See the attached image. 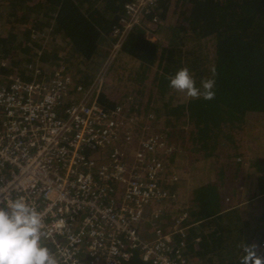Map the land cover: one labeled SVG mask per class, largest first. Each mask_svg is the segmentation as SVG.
Segmentation results:
<instances>
[{"label": "trees", "instance_id": "obj_1", "mask_svg": "<svg viewBox=\"0 0 264 264\" xmlns=\"http://www.w3.org/2000/svg\"><path fill=\"white\" fill-rule=\"evenodd\" d=\"M130 1L0 0V63L5 61L0 72L29 80L26 65L36 57L49 69L63 66L75 86L82 75L88 87L110 54L112 27L126 16ZM120 55L137 63L138 78L126 80L121 66L112 69L98 102L106 109L125 105L122 96L108 99L113 81L129 89L153 78L150 85L160 100L152 112L172 132L167 142L174 143L172 155L182 152L193 162L213 158L214 181L193 190L184 236L174 235V243L184 244L190 264H242L246 250L264 259V151L252 152L247 167L242 163L243 140L264 137V124L253 126L264 123V0H159L131 30ZM185 67L197 87L215 68L213 100L191 99L169 88L168 78ZM132 113L134 108L127 115ZM239 185L247 188L246 195L252 193L241 206L244 214ZM227 197L231 208L224 205ZM170 223L166 217L163 230ZM131 264H144L139 252Z\"/></svg>", "mask_w": 264, "mask_h": 264}, {"label": "built area", "instance_id": "obj_2", "mask_svg": "<svg viewBox=\"0 0 264 264\" xmlns=\"http://www.w3.org/2000/svg\"><path fill=\"white\" fill-rule=\"evenodd\" d=\"M158 1L125 5L110 54L88 87H74L63 66L36 62L26 66L29 80L0 77V207L18 196L33 203L44 214L43 243L59 264H131L135 252L144 264H190L184 244L173 241L184 236L186 212L172 217L169 232L162 228V204L179 196L162 177L173 148L157 133L135 141L142 122L98 102L104 71ZM178 180L172 174L167 185ZM148 216L149 241L140 236Z\"/></svg>", "mask_w": 264, "mask_h": 264}, {"label": "clouds", "instance_id": "obj_3", "mask_svg": "<svg viewBox=\"0 0 264 264\" xmlns=\"http://www.w3.org/2000/svg\"><path fill=\"white\" fill-rule=\"evenodd\" d=\"M210 71L212 78L201 80L197 87L188 68H182L168 78V86L191 99L213 100L216 71L214 67ZM43 216L24 196L7 199L0 207V264H59L56 255L43 243L49 235ZM246 251L242 264H264V259L255 257L253 251Z\"/></svg>", "mask_w": 264, "mask_h": 264}, {"label": "rangeland", "instance_id": "obj_4", "mask_svg": "<svg viewBox=\"0 0 264 264\" xmlns=\"http://www.w3.org/2000/svg\"><path fill=\"white\" fill-rule=\"evenodd\" d=\"M173 9H171L172 11ZM171 14V12H170ZM172 20L170 15H168L167 20H166V26H169L170 29L172 30ZM34 37V36H33ZM57 43V42H56ZM108 53L110 52V49L108 47ZM107 59V58H106ZM25 61V59H24ZM119 64V65H118ZM49 67V65H47ZM122 67V71H123V76L127 77L126 80L128 78H133L136 79L138 78L139 72H137L135 70L137 63L126 58V57H117L115 59V61L111 64V66L109 67L110 70L108 73V77L106 75L107 70L104 71V80H103V89H107L108 86L110 85L112 78L110 77L111 75V71L112 69H118L119 67ZM153 71H155V68L153 69ZM96 77V76H95ZM93 77L91 82L93 81V79L95 78ZM83 76L82 75H78L77 78V82L79 83V85L81 87H83L84 85L81 83V80H83ZM89 80V79H88ZM153 81V78H151L150 80H145L144 82H135L129 89H126L124 83L122 81L116 80L113 81V84L111 86V88L108 90V99L110 101H113L116 98H119L122 96V99L125 103V105L122 103V106L124 108V110L126 112L130 111V108H134L135 109V113L133 117H135L136 119V124L138 122H142L141 124H137L135 127V133H134V139L135 141H137L138 139H141L147 135L153 134V133H157L159 135H161L162 137L165 138V141H169V132H171V130L165 125V122L163 121V118H157L156 113L152 112V110L156 109L157 106H159L158 101L160 100L159 98V93L158 90L155 87H151L150 82ZM74 82H76L74 80ZM75 87V85H73ZM84 88V87H83ZM170 92V91H169ZM168 92V93H169ZM70 95L74 96L75 98L77 97L75 88H73L70 92ZM119 106V105H118ZM181 129V127H180ZM253 132L255 131L252 130ZM172 133V132H171ZM161 137V138H162ZM256 140V136L253 137ZM163 139V138H162ZM253 140L251 138H249V141H247L248 144H253L252 142ZM136 145V144H135ZM174 143H172L170 145V147H174L173 146ZM174 151V148H173ZM170 156L167 157V163L164 166V171L162 173V177H163V184L166 185L169 189H171L172 185H167V183L169 182V177L172 174H177L178 177L182 176L181 173H179L178 171L174 170L173 167L171 166L170 162H169ZM240 159H237V161H239ZM185 162L188 163L189 165H195L196 162L192 161V158L190 156H188V158L186 157ZM202 164V161H200ZM243 163V162H242ZM245 164V163H244ZM249 182L252 183L253 188H254V182L253 180L249 178ZM236 194L238 195V202L241 203L240 205H244L246 203V198L247 195H251L252 193H250V191L247 193V188H244V186H236ZM172 190V189H171ZM253 191V190H252ZM228 201H226L227 203H229V201L231 202V198L229 200V198L227 199ZM234 201H236V199H233ZM179 199L177 200L176 203H170L169 201L163 203L162 205H165L163 207V211H162V220L166 219V217H169V219H172L171 217L176 216L175 214L182 210L181 207L178 206ZM241 209V208H240ZM152 211V209L149 210V213ZM148 213V214H149ZM148 219L149 216L146 217V219L141 223L140 225V236L141 238L143 237V239L145 240H151L153 235H152V230L149 226L148 223ZM170 225L169 224L168 227L164 228L163 231H170Z\"/></svg>", "mask_w": 264, "mask_h": 264}, {"label": "crops", "instance_id": "obj_5", "mask_svg": "<svg viewBox=\"0 0 264 264\" xmlns=\"http://www.w3.org/2000/svg\"><path fill=\"white\" fill-rule=\"evenodd\" d=\"M262 124L264 123L258 120L253 123V126H255V128H258ZM247 128L250 129L249 127ZM250 132L254 133L252 130H250ZM254 136L256 135L245 138L242 143V154L245 157L243 163H245V167H247L248 164L252 161V152L264 151V137L256 136L255 140L253 138ZM249 138L253 140V144L247 143V141H249ZM185 159L186 155L182 154V152H178L177 155L170 156L169 162L174 170L182 174V176L179 177V181L174 184L171 189L179 195V202L177 204L179 207L182 208V210L186 212L189 207V200L192 198L193 190L197 187H200L201 184H206L210 181H214V177H211L213 169V158H210L206 161H202V164H199L201 162H196L195 165H189L185 162ZM227 199L228 197L224 200V205L226 206V208H231L232 206L226 205V201H228ZM241 206L242 205H240L239 207L241 208L240 212L244 214L245 212H247V209Z\"/></svg>", "mask_w": 264, "mask_h": 264}, {"label": "water", "instance_id": "obj_6", "mask_svg": "<svg viewBox=\"0 0 264 264\" xmlns=\"http://www.w3.org/2000/svg\"><path fill=\"white\" fill-rule=\"evenodd\" d=\"M38 55H40V53H38ZM34 62H36V63H38V64H42L43 65V63H40L39 61H38V58L36 59V57L30 62V64L31 63H34ZM5 63V61H3V62H1L0 63V66L2 67L3 66V64ZM27 64H29V63H27ZM27 66V65H26ZM11 75H15L14 74V72H12V73H10V74H2L1 72H0V77H2V78H4V77H7V76H11ZM18 76V75H17ZM20 77V76H19ZM65 105V104H64ZM116 107H121L122 109H123V112L127 115V112L124 110V108L122 107V106H116ZM134 114H130V115H128V116H133ZM180 177V176H179ZM179 181V180H178ZM176 184V183H175ZM173 187V186H172ZM188 218V217H187Z\"/></svg>", "mask_w": 264, "mask_h": 264}]
</instances>
